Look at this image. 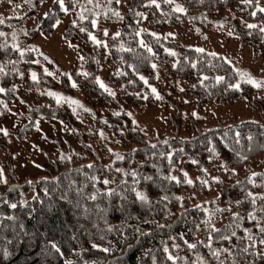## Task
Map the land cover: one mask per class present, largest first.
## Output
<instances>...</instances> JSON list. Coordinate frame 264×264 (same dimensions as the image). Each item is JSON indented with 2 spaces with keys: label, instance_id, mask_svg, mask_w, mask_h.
<instances>
[{
  "label": "trees",
  "instance_id": "1",
  "mask_svg": "<svg viewBox=\"0 0 264 264\" xmlns=\"http://www.w3.org/2000/svg\"><path fill=\"white\" fill-rule=\"evenodd\" d=\"M80 1L85 4H76ZM126 1L127 11L121 15H116L117 0H76L65 5L75 18L67 24L65 37L76 43L81 58L68 74L58 65L61 88L32 63L31 52H19L11 38H5V27L0 26V88L4 89L0 92V121L18 98L27 103L22 116L29 118L17 131L18 139H29L36 131V118L42 117L58 119L69 131L74 129L71 137L77 146L54 160L46 154L45 178L25 182L16 178L12 153L0 133L10 176L6 183L0 180V264H264V244L260 243L264 233L259 230L264 227V114L262 102L252 97L253 85L244 82L216 52L181 47L162 35L143 34L145 46L138 38L143 15H147L146 26L159 32L166 24L190 20L196 27L201 20H210L218 22V29L226 23L241 43L262 51L264 34L259 29L242 26L222 12L228 9L246 21L264 22V12L255 9L258 3L264 8V0ZM177 2L183 11H177ZM35 14V10L28 13ZM64 14L55 2L40 19L41 32L50 35ZM93 19L121 23L118 36L98 35L107 43V79L115 87L113 93L97 81L106 49L90 42ZM155 60L166 79L188 83L186 95L195 97L198 105H226L244 98L258 115L217 119L210 127L196 125L191 134L181 136L180 106L172 100L171 89L157 87L151 67ZM70 80L81 91L80 99L73 100L76 95ZM59 92L71 99L58 100ZM159 104L176 109L175 115L167 116L173 130L170 135L149 139L125 111L128 106ZM73 111L79 120L72 116ZM102 130L115 137H102ZM50 140L62 151L60 141ZM254 160H258L257 169L222 179L217 198L210 202L190 204L184 199L182 191L191 184L182 171L170 179L172 169L181 164L184 170L196 173V186L204 189L201 182L208 178L206 168L215 161L221 167L226 164L233 174L234 168ZM208 184L214 186L216 181L210 178ZM29 188L35 193L22 202L19 193ZM137 192L144 193L147 202L139 200ZM218 215L225 218L214 227ZM225 236L229 238L223 239ZM194 239L196 247L189 248Z\"/></svg>",
  "mask_w": 264,
  "mask_h": 264
},
{
  "label": "rangeland",
  "instance_id": "2",
  "mask_svg": "<svg viewBox=\"0 0 264 264\" xmlns=\"http://www.w3.org/2000/svg\"><path fill=\"white\" fill-rule=\"evenodd\" d=\"M33 1H35V0H14V1H12V3H9V0H0V19L4 20V23L0 24V26L5 27V29L3 31V33L5 34V38L10 37L14 47H17V50L19 52H31L33 54L32 63L37 65L48 76V80L50 83H54L61 88L62 87L61 81H60L61 75H60V72L58 70V68H59L58 65L63 67L65 70H68V72H67V74H68L71 66L76 61L69 67V65L62 63L60 61V59H58L55 56L48 53L47 50L43 49L38 43L40 38L47 37L45 40H48V37H50L53 33L52 32L50 35L47 36L41 32L40 19L47 16V14L52 10L53 4L55 2H57V0H49L47 2V4L44 3V0H39L40 1L39 4L34 3V4L30 5L29 2H33ZM67 1H69V2H64V6L68 3L74 2L76 0H67ZM148 3L153 4L151 2V0H149ZM76 4L83 5V4H85V1H83V2L80 1V2H77ZM118 4L119 5H118L117 12H118V14L121 15L122 14L121 4H123L124 7H126V11H127L128 3L126 0H119ZM175 6H176V8H178V7L181 8V5L178 2L176 3ZM44 8H46V9L44 10ZM65 8H66V6H65ZM261 8H262L261 5L258 3L255 9L260 10ZM33 10L36 11V14L35 15H28V13L33 11ZM126 11H125V13H126ZM222 14L224 17L235 19L242 26L247 27L248 24H254L257 26L255 28L259 29L260 31L262 28H264V22H262L260 20L246 21L240 17L235 16L233 14V12H231L228 9L223 10ZM62 18L67 20V22H68V23H66V25L64 26V28L62 30V35L64 36L65 39H67L65 37V28H66L67 24L74 22L75 18L72 16V14L69 11H65V14L63 16H61L58 20H60ZM146 20H147V15H143L141 25L138 29V33L139 34L142 33L141 34L142 36H138L140 44L146 43L144 41L143 34L155 33V35H158L157 37L162 35L164 38L170 40V42H172L178 46H181V47L183 46L185 48L196 47L193 49H196V50L203 49L206 51L216 52L219 55H221L220 53H223V54L230 53L233 50L237 51L238 47L243 48L244 45L249 46L250 50H252L254 53L255 59L253 60L247 53H245L244 54L245 59H244V63H243L242 59L240 58L241 55L239 57L232 55L231 56L232 58L231 57L230 58L232 59V61H233L232 63L234 66H232V65L231 66L234 70H236L239 73V75L241 72H246V73L250 74L252 79H254L256 81L264 82V45H263L262 51H255L250 44L241 43L239 40V37L231 30L229 25H227L226 23H225L226 25L225 24L223 25L222 29H218L216 27L218 25V22H216V21L208 20L210 23H204V20H201L199 22L200 24L198 23L197 26L194 27L192 22L190 20H187V21H184L183 23L178 24V25H184V27H180V28L177 27V30L178 29L180 30V34H177V35L175 34L174 35L175 37L172 38L171 36L169 37L168 34L164 35L165 33L163 34L162 31H161V33H158V31L154 32L156 30L149 29L146 26ZM56 22L53 25V31H54V26L56 25ZM167 25H171V24H166V26ZM30 32H33V34H29ZM174 32H175L174 29H168L167 30V33H169V34H173ZM261 32L264 34V31H261ZM60 33H61V30L57 29L52 38L58 40L60 37ZM89 33H91V32H89ZM89 33H88V35H89ZM89 39H90V37H89ZM96 39L99 40L101 42V44H103V46L106 49V57L103 60L102 64H104V66L106 67V68L104 67L105 70H108V72H109L110 67H109V64L107 63V59L109 58L110 55L108 52L107 43H106L105 39L100 40L99 37L98 38L96 37ZM214 39L216 41L213 42ZM70 42H72V41H70ZM90 42L92 44H97V43H94L92 39L90 40ZM72 43H74L76 46L75 42H72ZM214 44L219 51L216 50ZM144 46H145V44H144ZM61 49L65 50V46H62ZM80 55H81V53H80ZM245 55H246V57H245ZM256 56L258 57V61H257ZM151 65H152L151 67H152L153 73H154V69L157 73V74L154 73L157 87L165 88L167 90L171 89L173 92V94H171L172 100L180 106L181 126H180V130H179V134L181 136L191 134L196 125L198 127H201V128L210 127V126L215 124V121L217 119L234 120V119H241V118H255L258 115V111L249 107L244 98H238L240 100L242 99V101L245 103L244 106L243 105L237 106L235 108H234V106H231V107H226V106L232 105L238 99H236L232 104H226V105L206 104V105L200 106L197 104V99L195 97L190 96V95H186L188 83L185 80H183V79H175V80L166 79L164 76V73L162 71V68H161V66L157 60L153 61ZM32 73H35V71H32L30 73L31 77H32ZM49 73H51V74H49ZM247 78L248 77H244L243 80H247ZM69 79H72V78L69 76ZM70 82H71V85L73 87V91L76 95V97H72L73 100L80 99L81 96L78 97V95H82L81 91L79 90V88L77 87V85L75 84L74 81L70 80ZM253 87H254V89L252 92V97H254L253 95H254L255 89H263L264 88V83H262L259 88L255 87V86H253ZM50 92H51V90L47 91V93H50ZM109 92H111V93L115 92V87H114L113 91H109ZM57 94H58V98H57L58 100L66 101V100L71 99V98H68L67 94H64L61 92H59ZM255 99H258L262 102L263 114H264V98L261 96V98L257 97ZM22 101H20L18 98H15L12 100V103L17 102L20 105V109L24 108L27 110L28 109L27 103L25 101H23V102ZM12 103H11V105H12ZM11 105L9 106L8 110H10ZM175 110L176 109H174V107H172L171 105L159 104V105H155V106L142 107V108H136L133 106H128L126 108L125 112L127 113V115H129L131 120L139 128V131H140L142 136L149 138V139H153L159 135H170L171 131L173 130V126L169 122L167 116H168V114L175 115L176 114ZM228 110L235 112V114H240V116L232 117V116H234V114L232 112H229ZM193 113H195V115H193ZM72 116L76 120H79V117L76 114V112L73 111ZM20 117L22 119L24 118L26 120L24 125L29 121V118L23 117L22 114H20ZM49 120H58V119H49ZM193 120H199V122L194 124ZM58 121L61 122L60 126L59 125L58 126L61 127L63 129V131L66 132V134H67L66 137L68 139L72 138L71 132L73 133L74 129H70V131H69L68 128L66 127V125L62 121H60V120H58ZM35 123H36V127H37L36 120H35ZM91 129H93V127ZM17 131H16V133H17ZM99 133L104 138L109 139L111 137H115L111 133L108 134V132L106 130H104V131L102 130ZM72 145H74V146L71 149L70 146H72ZM68 147L70 149H68ZM64 148L66 151H68L65 153H70L72 150H77V146L73 140H70V142L66 146H64ZM61 152H63V151L58 152V149L56 146V151H54L50 155L47 154V156L50 157V159L54 160L55 158L60 157ZM105 154H106V152H105ZM218 164H220V167L218 166ZM257 164H258V160L249 161V162H247V163H245V164H243L237 168H234L233 169L234 173L229 174L228 169L226 167V164H223V166L221 167L222 164L218 161H215L211 167L206 168V173H207L208 178H206L205 180H202V182H201V185H203L204 189H199L201 187L199 186V188H198L196 186V183H195L196 173L194 171L189 172V171L184 170L182 168L181 164L179 166L173 168L171 171V174L173 177H176L177 171L180 170L185 174L187 181L188 180L192 181V183H190L191 188H189L187 191H182V196L190 204H199L202 201L210 202V200L212 201L215 198H217V195L219 194V182L222 179H232L235 177L234 175L236 172L241 174V173L253 170V169H257ZM42 178H45V175H42L39 178L34 179L33 181H29V182L38 181ZM210 178H212L216 181V185L211 186L210 184H208V180ZM106 181H108V179ZM25 182H27V181H25ZM34 193H35L34 190L32 188H29L25 191L20 192L19 198L21 199L22 202H25L29 198H32ZM207 211H210L212 213V211L210 209ZM209 217L210 216L208 214V218ZM224 218H225V215H218L216 217V219H214L215 220L213 222L215 225L214 227H216L218 223H221L222 221H224ZM195 240H197V239H194L191 242L189 241V243L194 244ZM175 248L181 249L178 245H175Z\"/></svg>",
  "mask_w": 264,
  "mask_h": 264
},
{
  "label": "crops",
  "instance_id": "3",
  "mask_svg": "<svg viewBox=\"0 0 264 264\" xmlns=\"http://www.w3.org/2000/svg\"><path fill=\"white\" fill-rule=\"evenodd\" d=\"M48 1L49 0H44V3L47 4ZM121 6H122V14H124L126 11V7H124L123 4H121ZM46 8H44V10ZM93 20L96 21V26L93 27L92 25L91 34L97 38L98 35H102L105 37H113V36H117V34L120 33L121 24L119 22L104 21L101 19H93ZM66 23H68L67 20L63 18L58 20L56 22V25L54 26V31L52 35L48 37V40H45L47 37H42L40 38L38 43L43 49L47 50L48 53L60 59L62 63L67 64L70 67L75 61L81 58V55L79 50L77 49V46H75V44L70 42L69 40L65 39L64 36L62 35V30L66 25ZM177 27L179 28L184 27V25H178V24L167 25L166 27L163 28L162 32L163 34L165 33L164 35L168 34L169 37L171 36L173 38L175 37L174 36L175 34L176 35L180 34V30L179 29L177 30ZM57 29L61 30L60 37L58 40L52 38ZM168 29H174L175 32L173 34H169L167 33ZM105 31L108 33L107 35H105ZM158 33L161 32L158 31ZM152 35L158 36L155 35V33H153ZM214 41L216 40L214 39L213 42ZM62 46H65V50L61 49ZM237 49H238L237 51L233 50L230 53H226V54L220 53V54L232 66H234L232 63L233 61L231 59L232 55L237 57L241 55L240 58L242 59L243 63L245 59L244 58L245 53H247L253 60L255 59L254 53L252 50H250L249 46L244 45L243 48L238 47ZM216 50L218 49L216 48ZM257 61H258V57H257ZM104 67H105L104 64H102L99 68L98 77H97L98 84L100 86L103 85V87L102 86L101 87L108 91H113L114 86L108 81L107 79L108 70H105L106 67L105 68ZM154 73L157 74L155 69H154ZM80 96L81 95H78V97ZM253 96L254 98L257 97L261 98V96L264 98V88L255 89ZM233 104L228 105L226 107L234 106L235 108L237 106H242V105L244 106L245 103L242 101V99L241 100L238 99ZM25 110L26 109L24 108L20 109V105L17 102H13L10 107V110L7 111L5 117L0 121V133L3 135L12 153V161H11L12 170L15 173L16 178L20 181L29 182L39 178L44 174V163H45L46 154L50 155L54 151H56V145L50 140V137L60 141L61 150L63 152H68L65 150L64 146H66L70 142V140H72V138L68 139L66 137L67 134L65 131H63L61 127H59L61 122H59L58 120H48L42 117H37L36 119L37 127L33 135L28 140L18 139L16 135V131L19 130L26 122L24 118L22 119L20 117V114H23ZM229 112H232L234 114V116L232 117L240 116V114H235V112L233 111H229ZM73 146L74 145L70 146V148L72 149ZM70 148L68 147V149ZM6 156H7V152L2 147H0V173L3 174L2 181L4 183L8 182L10 177L8 170L6 169L5 166Z\"/></svg>",
  "mask_w": 264,
  "mask_h": 264
},
{
  "label": "snow or ice",
  "instance_id": "4",
  "mask_svg": "<svg viewBox=\"0 0 264 264\" xmlns=\"http://www.w3.org/2000/svg\"><path fill=\"white\" fill-rule=\"evenodd\" d=\"M57 2L60 4V7H61V9H62L63 11H67V10H68V9L65 8V6H64V0H57ZM118 2H119V0H117V3H118ZM151 2H152V3H155V0H151ZM245 2H250V0H245ZM9 3H12V0H9ZM177 11H183V9L178 7V8H177ZM260 11L264 12V8H261ZM116 15H119V14L116 13ZM253 15H255V13H253ZM81 19H87V17L81 16ZM3 23H4V20H3V19H0V24H3ZM92 25H93V27L96 26V21H95V20L92 21ZM247 27H249V28H255V27H257V26L254 25V24H248ZM81 31H85V29L81 28ZM261 31H264V28H262ZM107 34H108V33L105 31V35H107ZM0 35H3V33H0ZM117 35H119V34H117ZM89 37H90V39L93 40L94 43H97V44H100V43H101V42H100L99 40H97L96 37L93 36L91 33H89ZM199 51H203V49H199ZM173 54H174V53H173ZM49 74H51V73H49ZM240 76H241L242 79H244V77H248L247 80H245L244 82H246V83H250V84H252L253 86L258 87V88L261 86L262 83H264V82L256 81V80L252 79L251 76H250V74H248V73H246V72H241V73H240ZM32 79H33V80L36 79V74H35V73H32ZM218 79H219V80H223V77H219ZM74 86H75V85H74ZM101 86L103 87V85H101ZM237 87H238V85H237ZM3 91H4V89L0 88V92H3ZM153 92H155V89H153ZM49 95H55V94L50 92ZM158 98H159V97H158ZM73 103H75V101H73ZM193 115H195V113H193ZM253 175L255 176V175H259V174H257V173H253ZM2 179H3V174L0 173V180H2ZM147 179H151V177H148ZM170 179H175V177H170ZM187 182H188L189 184L192 183L191 180H188ZM105 183H107V181H105ZM136 195H137V197H138L139 200L144 201V202H147V197L145 196L144 193H142V192H137ZM249 196H252V194L249 193ZM94 198H95V197H93V199H94ZM238 203H239V202H238ZM253 203H255V198H253ZM12 207H15V205H12ZM251 219L255 220V216H251ZM259 230H260L261 233H264V227H260ZM213 231H217V230H216V229H213ZM232 235H235V233H232ZM228 238H229V237H227V236L223 237V239H228ZM249 239H252V237L249 236ZM260 243H261V244H264V240H261ZM93 247H96V245H93ZM188 247H189V248H195L196 245H195V244H188ZM104 251H108V249H104ZM245 251H247V249H245ZM212 255H213V256H218V253H217V252H213ZM169 259H171V257H169Z\"/></svg>",
  "mask_w": 264,
  "mask_h": 264
}]
</instances>
